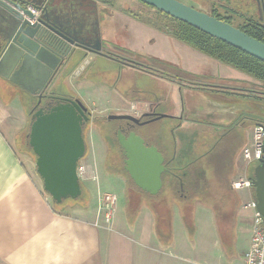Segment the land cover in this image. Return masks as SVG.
I'll return each mask as SVG.
<instances>
[{"label":"crops","instance_id":"crops-1","mask_svg":"<svg viewBox=\"0 0 264 264\" xmlns=\"http://www.w3.org/2000/svg\"><path fill=\"white\" fill-rule=\"evenodd\" d=\"M92 4L102 48L106 52L134 59L141 63V68L124 66L103 56L90 55L86 63L93 64L99 60L101 63L111 62L121 71L123 68L134 71L135 74L156 82L164 96L161 98L156 95L155 88L142 86L137 89L139 96L132 98L119 91L116 82L102 79L105 71L96 68L92 76H85L86 69L80 67L70 75L65 85L89 111L105 113L106 116L124 113L135 116L149 106L159 108L168 99L176 105L174 117L179 118L176 133L174 132L176 139L178 142L199 140L191 148V153L195 154L202 148L205 149L203 152H208L212 149L215 136L223 135L224 130L227 132L243 113L253 112L249 110L252 105L247 102L199 88L200 85L207 88L249 89L252 85L259 84L253 78L197 52L168 36L156 24L147 23L130 14L127 9L115 8L110 1L94 0ZM59 82L52 88L59 86ZM127 87L131 89L132 84L128 83ZM2 93L9 94L10 99L4 100ZM20 93H15L12 89H0V264H174L162 256L161 252L168 251L171 254L170 251H177L182 255L196 253L190 248L191 241L187 239L190 230L182 223L175 204L172 205L170 235L168 231L166 234L169 237L162 233V224L155 223L151 212L144 207L140 208L129 224L121 205L116 210L110 230L97 228L94 225L95 213H90L86 206L54 207L50 197L43 191L40 177L36 172L31 173L26 169L17 152V133H14L13 128L14 120L24 115ZM142 95H151L153 98H142ZM229 134L238 135V131H230ZM204 141H207V145ZM242 147L246 148V144ZM160 148L165 154L167 150L163 146ZM175 150L176 147L174 152ZM188 153L190 151H182L178 155L174 154V157ZM222 155L217 159L213 158L211 166L208 160L201 159V162L188 165L184 170L187 175L191 172V179L197 177L198 183H206V191L210 177L218 172L224 173L227 168L225 155ZM234 164V179L248 177L250 166H245L241 153ZM178 172L183 173V169ZM176 181L178 194L184 197V181ZM231 191L237 202L234 242L237 243V231L242 236L246 235L245 239H241L244 242H240L239 256L243 258L249 248L252 212L242 209V204L253 196L250 190H246L249 193H242V198L239 191ZM123 194L124 188L121 190L122 198ZM210 201L209 198L203 201L196 198L191 205L192 213L209 214L210 225L205 226L204 230L214 235L213 244L217 247L219 242L213 209L217 212L224 211L226 206L216 203V207ZM198 228L199 225H195V230ZM195 230L193 225V231ZM218 253V257L213 258L221 262L223 256Z\"/></svg>","mask_w":264,"mask_h":264},{"label":"water","instance_id":"water-1","mask_svg":"<svg viewBox=\"0 0 264 264\" xmlns=\"http://www.w3.org/2000/svg\"><path fill=\"white\" fill-rule=\"evenodd\" d=\"M136 1L264 63V44L228 23L176 0ZM30 7L40 14H32ZM102 53L96 19L83 14L77 5L66 6L55 0H0V79L6 82V89L36 95L39 103L40 93L51 90L77 58L82 62L88 54ZM56 99L65 103L46 115H39L38 110L32 116L27 144L35 156L43 191L52 203L60 204L81 195L76 167L86 153L82 132L91 123V115L79 100ZM106 119L138 122L128 114L108 115ZM118 141L129 178L139 189L157 194L165 170L162 154L155 146L144 145L134 133L127 139L119 135ZM258 163L251 186L256 212L264 224V158Z\"/></svg>","mask_w":264,"mask_h":264},{"label":"rangeland","instance_id":"rangeland-1","mask_svg":"<svg viewBox=\"0 0 264 264\" xmlns=\"http://www.w3.org/2000/svg\"><path fill=\"white\" fill-rule=\"evenodd\" d=\"M110 1L114 5L115 8L123 7L124 9H127L128 12L134 16H137L141 18L142 20L146 21L150 24H156V26H162V24L170 23V19L164 17L163 15H160L157 11L150 9L148 6L136 1V0H106ZM188 7H191L197 11L205 12L206 14H209L212 11H215L219 15L222 16H229L232 20V24L234 26H237L239 24V20H242L243 17L248 14V16L253 15L254 8L249 3L248 9L246 8V4L240 5L239 0H176ZM153 21H152V20ZM154 22V23H153ZM125 66V65H124ZM85 68L86 74L85 76H92V72L94 69L99 68V70H102L104 72V76L101 77L102 79L106 81H110L111 83H117L116 87L119 91H123L126 94H128L130 97H137L139 96L137 93V89H140L142 86H150L152 89H156L154 92L156 95H160L161 98L164 96L163 91H161L158 88V84L154 81H151L147 77L139 74H135L134 71L130 72L126 68H123V70H119L115 64H112L111 62H104L101 63V61L97 60L93 64L86 63V59L83 60L81 63L77 64L75 67L71 68L70 70L66 71V73L63 75V77L60 79L59 86L54 87L49 90L48 92H51L52 97H59V98H65V96L73 95L71 93L70 88L65 85L67 83L68 79L70 78V75L74 74L75 70L78 68ZM128 83L132 84V88L128 89L127 87ZM75 85V83H74ZM135 85V86H133ZM6 84H4L0 80V89L5 90ZM7 90V89H6ZM8 92V91H7ZM2 98L4 100H9L10 95L9 94H3ZM151 99L153 98L151 95H142V98ZM90 103V102H88ZM87 103V104H88ZM89 105V104H88ZM176 109V105L173 104L168 99L166 101H163L160 109L158 112L160 113V116H163L158 121H155V123L151 124L150 126H147L143 129L144 132L152 133L155 131L161 130H169L173 127L175 124L174 121L169 118L171 115L174 114V110ZM91 112V123L89 127L86 130V125L83 127V132L86 131V141H87V151L84 154V156L79 160L78 163H85L86 165H90L91 169L95 167L97 176H98V182L97 184L94 182H85L84 184H81V188L84 191L83 201L86 203V208L90 213H95L97 208V190L103 191V192H110L114 194L117 197V204L116 208L119 209L121 205H125L126 200L125 197L121 195V190L124 188V181L118 177L117 175L107 173L103 169V162H104V153H105V147L100 140V138L97 135L96 128L98 121H102L106 114H97L93 110H90ZM24 113V112H23ZM126 114V113H124ZM111 115V114H107ZM15 126L13 128L14 133H17V144H18V155L20 156V159L25 163L26 169L32 173L36 172L35 168V156L32 153L30 147L27 144V134L29 132V121L28 117L26 115L20 116L19 119L14 120ZM120 123L114 122L112 124L113 128ZM139 132V131H138ZM140 138H143L144 134L142 131L139 132ZM170 134H168L169 136ZM167 135H165L166 137ZM26 140V142H25ZM20 141V142H19ZM252 131L249 133L246 141V147L250 148L252 145ZM13 142V141H12ZM167 142H169V139L167 138ZM207 142V141H206ZM160 144V143H159ZM162 145V144H160ZM204 148L199 150V153H202ZM184 151L191 152V147H187L186 149L182 147V143L178 144L176 146L175 155H178L180 152ZM166 156V153H165ZM211 158V157H210ZM242 193H249L246 190L239 191L238 194L242 198ZM124 195V194H123ZM248 196V195H247ZM249 196L247 197V199ZM244 201V200H243ZM72 199H66L61 204H55L54 207H62L63 205H73ZM76 207H79L75 205ZM84 208V207H82ZM81 209V208H80ZM125 209V208H124ZM124 209L122 212L124 213ZM193 212V210H192ZM196 222V224H194ZM192 224L199 225V228L195 231L190 232L191 237L190 239L187 237L188 241H191L190 248H192L195 252H192V254L188 255H182L177 251H162L161 255L165 256L166 258L170 259L174 262V264H242V258L239 256L240 253V242L242 238H246V235L242 236L240 235V232L237 231V243L234 242V248L232 250L228 249L227 253L228 255H225L223 251L220 248V245L218 243L217 247L214 246V235L206 233L204 228L205 226L208 227L210 225V219L209 214H194L192 213ZM251 224V221H250ZM193 238L194 242H193ZM242 241L241 243H243ZM233 247V245H232ZM163 250H165L163 248ZM230 250V251H229ZM164 252V253H163ZM201 252H204L202 255H200ZM218 252H220L223 256V260L221 262L216 261L213 257H218ZM165 254V255H163Z\"/></svg>","mask_w":264,"mask_h":264},{"label":"trees","instance_id":"trees-1","mask_svg":"<svg viewBox=\"0 0 264 264\" xmlns=\"http://www.w3.org/2000/svg\"><path fill=\"white\" fill-rule=\"evenodd\" d=\"M150 9L154 10L152 7ZM160 15L170 19V23L162 24V26H158L160 30L166 33L168 36L186 44L190 48L196 50L197 52L217 61L226 66H229L239 72L246 74L247 76L253 78L256 82L261 83L264 85V63L247 55L246 53L233 48L226 43L219 41L185 23L177 21L175 19L170 18L169 16L158 12ZM210 16L215 17L218 20H221L225 23L232 25L233 27L239 29L246 35L254 38L255 40L264 44V32L260 30H255L251 25L247 26H234L232 24L231 18L229 16H222L212 11L209 13ZM263 36V37H262ZM72 66L71 68L75 67ZM70 68V69H71ZM69 69V70H70ZM211 88V87H209ZM20 101L22 105V110L26 117L29 115V109L34 104V98L27 93H20ZM90 124H86V130ZM86 132V131H85ZM167 138L169 139L170 146L167 144V138L164 141V149H166V160L169 162L167 167L172 168L173 174L179 175L178 171L183 169L184 175L182 176V180L184 181V197H180L178 194V186L177 181L174 177L169 174V172H164L161 175V183L162 186L157 194L150 195L148 193H144L139 190L133 182L128 177L127 173L122 167V164L116 159L115 154L113 153V147L106 145V155L104 156L103 162V169L110 174L117 175L118 177L124 180V199L126 200L124 205V213L126 214V219L130 224L132 219L135 218L140 210V208L144 207L147 208L153 218L155 223H161L163 234L167 237L170 235V223L172 219V205L175 204L179 210V216L184 225L189 228L190 232L193 231V224H192V203L196 198L198 200L203 201L206 198H209L213 203V206L216 203H223L225 204L224 211H215L214 210V220L216 222V233L218 237V242L220 245L221 250L225 255H228V249L232 250L234 248V238H235V227L234 225L231 227L224 225L225 218L229 215L228 214V207H231L232 200L227 192V188L223 189V181L222 175L223 172H218V174H214L210 177L209 187L206 191L202 189L201 184H196L197 177L191 179L189 175L191 172L189 171L188 175L187 172L184 170L188 165H195L201 162L202 157L204 154L206 155L209 165L213 161V156L217 153L214 150L210 149L208 152L202 153H188L182 154L178 157L174 156V143L172 140V134L168 136V133H165ZM20 142V141H19ZM26 142V140H25ZM159 144V143H158ZM244 147L239 149V153L243 151ZM211 153H214L211 156ZM202 156V157H201ZM211 158H210V157ZM201 157V158H200ZM254 165H250L248 168V177L252 178ZM233 172L231 176H235V164L232 167ZM230 179V178H229ZM206 184V183H204ZM224 186H226L224 184ZM230 189V186L228 187ZM231 194L233 193L230 189ZM84 191L81 188V195L73 200V205H77L79 207H85L86 203L83 201ZM233 199V198H232ZM235 200V207L237 206L236 199ZM63 202V201H62ZM61 202V203H62ZM60 203V204H61ZM55 205V204H54ZM67 205V204H66ZM63 205L62 207H65ZM191 228V229H190ZM167 231L169 235L167 234ZM189 232V234H190ZM163 236V235H160ZM191 234L189 235L190 238ZM233 245V247H232ZM229 250V251H230Z\"/></svg>","mask_w":264,"mask_h":264},{"label":"flooded vegetation","instance_id":"flooded-vegetation-1","mask_svg":"<svg viewBox=\"0 0 264 264\" xmlns=\"http://www.w3.org/2000/svg\"><path fill=\"white\" fill-rule=\"evenodd\" d=\"M55 2L58 4L63 3L66 6L67 5H69V6L70 5H77L83 14L92 15L95 18V16H94L95 10H94V7L92 6L93 5L92 3L94 2V0H55ZM239 2H240L241 6H243L242 4H246L247 9H248L249 3H250L254 8V13L251 16H248V14H246L242 20H239V24H237V26L241 27V26L251 25L255 30H260V31L264 32V0H239ZM30 8H33V7H30ZM38 12L40 14V11H38ZM102 51H103V53L100 55L88 54L86 59L90 55L95 56V57L103 56L105 58L110 59L113 62H118V63H121L123 65L133 67L135 69L141 68V63L135 61L134 59L128 58L124 55L115 54L114 52H109V51L106 52L103 48H102ZM79 59H80V57L77 58L73 64H71V67L74 66L75 64L77 65V64L81 63V61H79ZM89 64H91V62H89ZM199 88L202 90L205 89V90H210L211 92L233 96L235 99L242 100L243 102H247L250 106L251 105L253 106V108L251 106L249 109L250 111H253L252 113H249V114L243 113V115L240 116L241 118L239 119V121L235 122L233 126L229 127L227 129L228 130L227 132H226V130H224L225 132H222L223 135H219L217 137L215 136V138L212 140V150H214L217 153L214 156H213L214 153H211V156H213V158L217 159L222 154L225 155V160H226L225 165L227 168L225 169V171L222 175L223 176L222 177L223 189L227 188V190H228L227 192L229 193L230 197L233 198V195L231 194L230 189H232L231 183H232L235 176H231V173L233 172L232 167H233L234 161L239 158V155H240L239 149L246 144L247 137H248L247 135H249L250 131H252V129L256 125L262 126L263 131H264V85L259 83L256 85H252L249 89L248 88H241V87H239V88H236V87H234V88H229V87H222V88L211 87V88H209L208 87L207 88L205 86H200V85H199ZM48 91L49 90H45V91L40 93L41 99H40L39 103H38V96H36V95L32 96L34 98V104L29 109V115H28L29 127H30V124L32 121V116L38 110H41L39 115H46L50 112V110L53 107H55L59 104L65 103L62 100L59 101L56 98H52V96H50L51 92H48ZM19 92H22V91H19ZM65 98H70L72 100H78L73 95L65 96ZM159 109H160V107L159 108L153 107V106L147 107V109L144 112H142L141 114H139L137 116H134L138 119L137 123L128 122L126 120L108 121L106 119L107 116H105V118L102 121H100V120L98 121L96 132H97L98 137L100 138V140L102 141V143L105 147V153H106V145L108 147L111 145L113 147L112 151L115 154L116 159L118 158V161L122 164V167L124 169L125 155H124L123 149L120 147V144L118 141V136L120 135V137L127 139L128 136L130 135V133H134L135 135L140 136L139 132L142 131L144 134V136L142 138L144 145H146V146L153 145L162 154V156L164 158V161H163V166L165 167L164 172H169V174H171L175 180L180 181L182 179V176L184 175V173L180 174L179 172H177V173H179V175L173 174L172 168L167 167L169 162L166 160V156L163 153V150L160 148V147L164 146L163 144H164V141L166 140L165 133L172 134V140L174 143V148L176 146H178V144H180V143H182V147H184L185 149L187 147L192 148V146H195V144H197V142L199 140L195 141L194 139H192V140L187 139L186 142H180V141L178 142L177 141L176 135H175V133H176L175 130L178 127L177 126L178 125L177 120H179V118L174 117V114L169 117L175 123L171 129H169V130H163L162 129L161 130L159 128L158 129L159 131H155L152 133H149L150 131L144 132L143 129L145 127L150 126L151 124L155 123V121H158L160 118L163 117V116H160V113L158 112ZM90 115H91V112H90ZM128 115H130V114H128ZM117 121L120 124L117 125L114 129L112 124L114 122H117ZM241 130H242V132H241ZM230 131H233V132L238 131V135L234 134V136H232L229 134ZM85 133H86L85 131L82 132V135H83V139H84V143H85V149L87 151L88 145H87ZM158 143H160L162 145H160ZM204 144L207 145V142L204 141ZM105 153H104V156L106 155ZM262 158H264V143H263L262 156L260 159H262ZM172 159H174V156L172 157ZM202 159H207L205 154L202 157ZM258 164H259L258 162H255L252 165H254V167H256ZM254 167H253V169H254ZM196 184H198V181H196ZM224 184L226 186H224ZM201 186H202V189L204 188L203 190H205L206 184L202 183ZM229 186H230V189L228 188ZM139 190H141V189H139ZM141 191L144 193H147L143 190H141ZM250 192L252 193V196H253V189L252 188L250 189ZM232 198H231L232 204L230 207V211L228 212L229 215L225 218V223H224V225L229 226V227L230 226L232 227L235 223V221H234L235 220V206H234L235 200H234V198L233 199Z\"/></svg>","mask_w":264,"mask_h":264},{"label":"built area","instance_id":"built-area-1","mask_svg":"<svg viewBox=\"0 0 264 264\" xmlns=\"http://www.w3.org/2000/svg\"><path fill=\"white\" fill-rule=\"evenodd\" d=\"M30 12L36 16L39 14V12L33 8H30ZM252 140L251 147H246L241 152L242 160L246 167L258 162L262 156L264 143V131L262 126L256 125L252 129ZM76 175L80 185L85 182H94L96 184L98 182L95 167L91 169V166L86 165L85 163L77 164ZM231 188L234 191L250 190L252 188L251 178L247 176L236 177L231 183ZM96 201L97 208L95 211L94 225L97 228L102 227L110 230L117 210V197L110 192L97 190ZM242 209L252 212L249 248L243 254V263L264 264V224L263 218L256 212V202L254 198L251 197L245 201L242 204Z\"/></svg>","mask_w":264,"mask_h":264}]
</instances>
